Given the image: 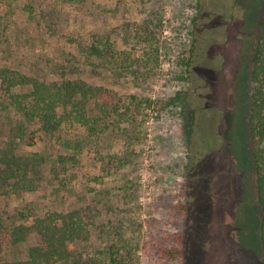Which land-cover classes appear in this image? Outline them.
<instances>
[{"label":"rangeland","instance_id":"1","mask_svg":"<svg viewBox=\"0 0 264 264\" xmlns=\"http://www.w3.org/2000/svg\"><path fill=\"white\" fill-rule=\"evenodd\" d=\"M263 10L264 0H0V168L5 154L32 164L30 182L19 171L0 192L2 231L30 227L16 243L1 234L0 264H109L118 234L124 264H258V213L227 191L245 171L242 139L234 117L223 139L222 117L239 108V87L250 93L245 57ZM66 81L87 87L69 99ZM179 91L197 102L169 106ZM39 92L52 99L47 121L16 101L30 107ZM196 105L199 136L187 134ZM63 224L74 228L64 251L46 252ZM173 248L182 259L165 254Z\"/></svg>","mask_w":264,"mask_h":264},{"label":"trees","instance_id":"2","mask_svg":"<svg viewBox=\"0 0 264 264\" xmlns=\"http://www.w3.org/2000/svg\"><path fill=\"white\" fill-rule=\"evenodd\" d=\"M261 19L259 21L258 29H259V37L257 42L254 45H251L247 50V55L245 57V61H247V72L249 73L250 82L252 83V87L250 89V93L247 94L248 87H245L246 83H244V87H239L240 93L239 97H237L240 106L236 108V111L232 113L233 104L229 102L227 110L224 111L222 121H224V130L223 139H230L232 126H233V117L237 119V134L242 139L241 143V158H243L242 165L245 171L244 174L238 179L235 184H232L230 180L227 182L228 193H231L240 203L244 206L245 209H251V213L255 215V212L258 213L259 218V227H258V246H260L263 255L259 257L258 264H264V10ZM182 66L188 67V60L183 59ZM245 76V77H246ZM14 77H6L4 78V84L9 86L13 85ZM245 82V81H244ZM3 84V85H4ZM8 86V87H9ZM38 87V86H37ZM61 87H67L68 91L65 94V97H69V99H74L75 94H77V90H82V88L87 87V85L81 81H66L62 84ZM70 87V88H69ZM233 91V90H232ZM7 92L10 93V90L7 89ZM45 94V93H44ZM38 99L33 98V102L30 107L24 105L23 101L25 98H17L18 106H20V111L26 109V114L30 116H35L40 110L43 112L41 115L42 120L47 121L50 118V110L53 106L51 97L45 94V98L39 94H35ZM229 96V95H228ZM63 96L61 94L55 95V100H63ZM188 93L185 91H179L173 96L167 104L169 106L175 107H184L186 108L188 105H192L194 102L188 101ZM35 101V102H34ZM35 105H34V104ZM24 105V106H23ZM198 108L196 105L192 107L191 116L189 118L188 123V132L187 134H197L199 136V132H203L200 128L199 124L196 125L197 115L193 112L194 109ZM196 118H195V116ZM246 116V125H243V119ZM233 121V122H232ZM231 123V128H230ZM197 126V127H196ZM196 136V137H197ZM248 139V140H247ZM191 152L194 149L190 148ZM14 157H9L7 154L3 156L4 167L0 168V192L5 189L7 183L10 179L15 177L18 178V172L22 173L21 179H24L28 182L25 175L26 171L32 168V164L20 159L13 160ZM195 164L193 161V166L190 168L195 170ZM200 170V168H199ZM196 195L192 196L193 205L196 204ZM252 203V207L248 204ZM196 216V212H195ZM62 229L57 230V233L51 232L53 240V245L47 243V251L55 250L58 252L63 250L61 245L64 237L70 234L74 228L69 224H63ZM3 225L0 223V236H8L14 243L23 240L25 236V232L30 230V227L27 226H17L13 229L12 233H8L7 231H2ZM197 229L192 231V235L194 238L197 234ZM61 245V246H60ZM123 238L120 234L115 235V238L112 239V243L108 247V258L109 264H124L126 263L125 258L127 259L128 252L123 247ZM61 247V248H59ZM62 252V251H61ZM125 253V255H124ZM127 254V255H126ZM165 254L171 257L174 260L182 259V252L177 249H168ZM51 264H53L51 262Z\"/></svg>","mask_w":264,"mask_h":264}]
</instances>
